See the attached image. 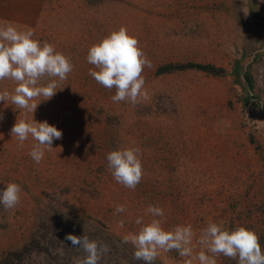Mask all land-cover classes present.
I'll list each match as a JSON object with an SVG mask.
<instances>
[{"label": "rangeland", "instance_id": "obj_1", "mask_svg": "<svg viewBox=\"0 0 264 264\" xmlns=\"http://www.w3.org/2000/svg\"><path fill=\"white\" fill-rule=\"evenodd\" d=\"M5 21L54 45L74 70L54 97L33 101L35 113L0 101V190L22 189L15 208L0 205V264H73L83 252L65 237L84 233L108 246L99 264H142L123 237L139 231L138 217L151 222L149 205L164 209L165 230L244 226L264 250V0H0ZM121 26L152 62L135 106L114 103L115 90L88 74L89 48ZM15 87L0 81V92ZM18 118L62 131L40 164L28 155L37 142L10 134ZM131 147L143 165L135 190L106 159ZM117 205L127 210L113 215ZM183 259L161 252L155 264Z\"/></svg>", "mask_w": 264, "mask_h": 264}, {"label": "clouds", "instance_id": "obj_2", "mask_svg": "<svg viewBox=\"0 0 264 264\" xmlns=\"http://www.w3.org/2000/svg\"><path fill=\"white\" fill-rule=\"evenodd\" d=\"M34 35L31 30H19L12 22L0 23V81L8 79L16 83L11 93L0 92V101L11 100L17 108L35 113L38 104L33 101L41 96L43 101L54 97L59 83L67 79L74 65L69 57L56 51L54 45L48 41L41 43L33 39ZM87 62L94 66L89 69V76L104 88L115 90L111 97L114 103L128 102L135 106L142 96L146 97L142 73L145 68L152 67V62L126 27L121 26L92 45ZM45 77L49 82L41 84ZM10 134L21 146L29 137L37 142L28 153L36 164L42 162L46 150H53V141L62 138V131L57 127L34 119L27 122L18 118ZM106 159L114 180L135 190L143 178L141 150L136 147L114 150ZM5 185L0 190V205L8 211L20 203L22 189L13 182ZM126 210L124 205H117L113 215ZM145 214L153 217L151 222L145 224L143 217H138L135 223L142 225L139 231L123 237V242L130 243L135 249L134 258L142 264H155L161 252L172 251L184 258L182 264H194V261L217 264L220 256L234 260L236 264H264V250L258 235L244 226L227 229L222 222H209L197 236L190 224L165 230L162 227L165 213L159 206L149 205ZM118 226L123 228L124 221L120 220ZM65 239L83 252V256L74 258L73 264H99L109 251L107 245L90 239L85 233L79 237L67 234ZM197 246L199 251H196Z\"/></svg>", "mask_w": 264, "mask_h": 264}, {"label": "trees", "instance_id": "obj_3", "mask_svg": "<svg viewBox=\"0 0 264 264\" xmlns=\"http://www.w3.org/2000/svg\"><path fill=\"white\" fill-rule=\"evenodd\" d=\"M203 70H205L206 72L211 73V74H217L216 73V68H214V67H209V68L204 67Z\"/></svg>", "mask_w": 264, "mask_h": 264}]
</instances>
